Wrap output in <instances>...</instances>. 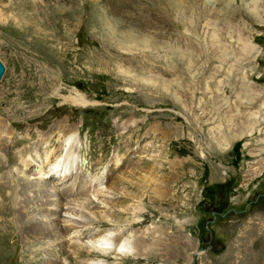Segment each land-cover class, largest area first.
Masks as SVG:
<instances>
[{"label":"rangeland","instance_id":"rangeland-1","mask_svg":"<svg viewBox=\"0 0 264 264\" xmlns=\"http://www.w3.org/2000/svg\"><path fill=\"white\" fill-rule=\"evenodd\" d=\"M22 1L0 0L38 27L0 23V177L42 194L3 207L0 264H264V0ZM52 186L93 198L70 233ZM121 232L151 250L97 253Z\"/></svg>","mask_w":264,"mask_h":264},{"label":"bare ground","instance_id":"bare-ground-1","mask_svg":"<svg viewBox=\"0 0 264 264\" xmlns=\"http://www.w3.org/2000/svg\"><path fill=\"white\" fill-rule=\"evenodd\" d=\"M22 3L25 5V7H29V0H23ZM12 6L11 4L10 5H2L0 4V23H2L3 25H10V24H13L14 26L17 24L18 26L22 27L23 29L28 27V29L30 27H34L36 30H37V25H35V23H32L31 19H25L23 18L22 16H20L18 18V16L12 14V13H7V12H4V10H12ZM12 25V26H13ZM38 31V30H37ZM1 48V46H0ZM0 65L2 66L3 70H2V73L0 75V81L3 79V76H4V73H5V67L4 65L0 62ZM65 98V97H64ZM67 101H69L70 103H72L74 106H77V107H87L89 105H94L91 101L87 100L83 94H80L78 91H72L71 92V95L66 98ZM5 102V99L0 97V137L2 132H4L7 126V124L5 125L4 124V121H7L6 118V114L8 113H11L10 109H5L3 108L2 104H4ZM8 122V121H7ZM10 125H11V122H9ZM64 128V127H63ZM6 132V131H5ZM6 140V139H5ZM4 143V141L0 140V151L1 152H4L6 153L8 150H9V147L7 146L6 148L2 149V144ZM10 143V142H9ZM39 147H40V144H39ZM35 150V149H34ZM37 151V150H36ZM35 153V152H34ZM39 153V152H38ZM1 155V154H0ZM7 155V154H6ZM35 155V156H34ZM33 156V160H31L30 162L32 164H36L34 158H36V154H34ZM9 157V156H8ZM1 160V159H0ZM9 160V159H8ZM51 161V159H49ZM57 162V161H56ZM38 163V162H37ZM2 165V164H1ZM0 165V166H1ZM40 165V164H39ZM44 165V164H43ZM37 166V165H36ZM38 167V166H37ZM40 172H41V169H40ZM5 175V173H4ZM57 175V173H56ZM3 176V174L1 175ZM10 176V175H8ZM5 177V176H4ZM13 177V176H12ZM10 176V178H12ZM6 178V177H5ZM5 178H1L0 177V196L2 198V202H0V212L1 213H7L8 211H5L6 209H3L4 208H8L6 205H12L13 203H15V206L17 209H21V218L22 219H25L24 217V214L22 213H35V212H38L37 210H39V207H38V200H40V197L39 196L40 194H42V191L38 190L37 193H35L34 197L31 196V192H33V188L36 186V182H32L30 183L29 181H26L25 182L23 181L22 183H20L19 186H21V189L20 190H17V188L15 189H11V186H10V191L11 192H3V190H7L5 189L4 185H3V180L5 181ZM28 179V178H27ZM21 181V180H20ZM6 182H9L8 180ZM5 182V183H6ZM18 182V181H17ZM12 183V181H11ZM46 185V184H45ZM50 185V184H49ZM54 185V184H53ZM83 185V184H82ZM86 185V184H85ZM5 186H8V184H6ZM57 186V184H56ZM74 186V185H73ZM17 187V186H16ZM48 187V186H46ZM53 187V190H50L53 192V196L54 197H57L58 201L55 199L52 203L53 207L49 210V214H50V217H51V222L53 224V226L56 228V232L57 234L58 233H62L64 234L66 231H68L67 233H70V230H73V227L75 229L76 227V224L75 226L73 225V218H72V215H75L73 212H74V208L71 207L70 208V205H76V204H80V207H83V208H87V209H90L91 208V205L94 203L93 202V198L90 196V191L87 189V187H85L84 189H79V191L77 190V192L73 193V194H69L68 196H63V198L58 195L59 193H57V190ZM37 188V187H35ZM59 189V188H58ZM71 189V188H70ZM75 189V188H74ZM45 190V188H44ZM73 190V189H72ZM2 192V193H1ZM47 192V190H46ZM45 192V193H46ZM56 192V193H55ZM98 190L96 191V193H92V194H97ZM61 193V192H60ZM63 193V192H62ZM19 194L21 195L19 198ZM57 194V195H55ZM103 195V197H105V199L109 202L110 201H113L111 200V198L113 197H109V195H105L103 194V192L99 191V194L97 196H100ZM107 194H110V193H107ZM15 196V197H14ZM52 196V197H53ZM10 197L13 199L12 201H10ZM96 197V196H95ZM51 198V197H50ZM99 198V197H98ZM103 199V198H102ZM101 199V200H102ZM73 200H76V201H73ZM72 201V202H71ZM52 202V201H51ZM101 202H105V200H102ZM45 203V202H44ZM113 203V202H112ZM37 204V205H36ZM43 204V203H41ZM40 204V205H41ZM5 205V206H3ZM50 205V203H49ZM109 205V203H108ZM30 206L33 207L30 208ZM75 207V206H74ZM133 207V206H132ZM135 207V206H134ZM44 205L42 206L41 208V211L43 212L44 210ZM130 209V208H129ZM132 209V208H131ZM138 209V207L135 208L134 211H136ZM139 211H142V209H138ZM31 211V212H30ZM46 211V210H45ZM106 211V210H105ZM133 212V211H132ZM137 212V211H136ZM31 213V214H32ZM40 212H38L39 214ZM139 213V212H138ZM141 214V212H140ZM30 217H33L30 215ZM72 218V219H71ZM109 218V217H108ZM27 219V218H26ZM75 219V218H74ZM102 221V220H101ZM32 222V221H31ZM136 222V221H135ZM93 223V222H91ZM78 227H81L79 224L81 223H78ZM90 224L89 223H86V225ZM76 227V228H78ZM24 229H26V226L24 227ZM62 230H65V232L63 233ZM48 231V229L46 230ZM72 232V231H71ZM104 232V231H103ZM67 233L65 235H67ZM122 233V232H121ZM124 234V235H123ZM133 234H136V233H133ZM138 234V233H137ZM84 235L87 236V234L85 233ZM140 235V234H139ZM137 235V236H139ZM60 236V235H59ZM63 236V235H62ZM60 236V238L62 237ZM65 237V236H64ZM98 238H96V243H95V247L97 248V253H102L104 251H108L110 248H109V243L111 242H114V251L112 252V254H115V256H124V257H127L129 255L134 256L135 258H138V259H142L146 256V253L148 250H151V248L147 245V244H144V241H141V240H138L140 242V245L137 246L135 245V248H133V246L130 245V242L128 240H126L124 237H125V232L122 233V234H118L114 239H112V237L107 236L106 237L104 236L103 233H100L97 235ZM132 237V236H131ZM92 238V237H91ZM136 238V237H135ZM128 239V238H127ZM128 241V242H127ZM63 242V241H62ZM74 242V241H73ZM143 242V243H142ZM83 244H86L84 242H82ZM94 243V242H93ZM116 243V244H115ZM144 244V245H143ZM153 245V244H152ZM72 247V246H71ZM83 247V246H82ZM74 248V246H73ZM88 248V247H87ZM84 249V248H83ZM135 249V250H134ZM137 249V251H136ZM82 250V249H81ZM88 250V249H87ZM90 250V249H89ZM153 250H154V247H153ZM80 251V250H79ZM93 251V250H92ZM135 251V252H134ZM95 252V251H93ZM88 254V253H87ZM198 254V253H196ZM200 254V253H199ZM76 255V254H75ZM99 255V254H98ZM105 255V254H104ZM44 264H58L57 262H51V261H47V262H44Z\"/></svg>","mask_w":264,"mask_h":264},{"label":"water","instance_id":"water-1","mask_svg":"<svg viewBox=\"0 0 264 264\" xmlns=\"http://www.w3.org/2000/svg\"><path fill=\"white\" fill-rule=\"evenodd\" d=\"M2 70H3V68H2V66L0 65V75H1V73H2ZM206 250H208V249H201V250L197 251V253L199 254V253L204 252V251H206Z\"/></svg>","mask_w":264,"mask_h":264}]
</instances>
